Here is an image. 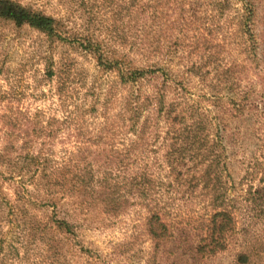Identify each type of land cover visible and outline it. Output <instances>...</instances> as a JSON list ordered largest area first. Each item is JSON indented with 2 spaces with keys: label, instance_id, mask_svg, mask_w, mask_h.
<instances>
[{
  "label": "trees",
  "instance_id": "16d2710c",
  "mask_svg": "<svg viewBox=\"0 0 264 264\" xmlns=\"http://www.w3.org/2000/svg\"><path fill=\"white\" fill-rule=\"evenodd\" d=\"M232 1L241 4L239 16L248 46L252 47L256 42L252 29L254 0H196L195 5L183 0H132L126 15L124 7L112 11L107 40L83 27L73 29L69 25L73 10L64 0L59 1L60 11L51 14L20 0H0V23L10 24L15 31H36L47 42L40 51L41 67L35 78L52 82L57 77L51 90L66 112L56 117L45 116L40 109L27 110L16 121L11 115L1 116L6 120L0 138V207H7L3 220L10 222L7 216L28 212L25 205L29 203L54 207L51 223L40 227L35 222L32 229L37 233L52 228L69 237L75 254L84 250L75 245L77 233L70 222L79 211L76 207H97L108 215H117L120 207L129 205L147 207L146 230L155 240L152 255L161 248L167 264H183L182 260L184 264H196L215 240L225 237L226 231L233 234L236 222L231 212L216 209L202 220L205 234L191 238L189 230L195 228L191 220L173 208L188 207L197 189L204 191L203 207L237 204L234 195L226 203L222 199L224 114L212 111L209 104L215 98L203 91L208 86L213 54L207 48L186 51L181 45V32L190 28L198 14L215 17ZM107 3L110 6L112 2ZM79 5V13L88 14L94 23L98 12L93 11L92 0L80 1ZM127 39L129 49L123 51ZM59 42L77 43L96 66H101L100 71L116 75L118 86H98L99 92L92 93L91 102L75 98L70 86L73 79L58 75L66 68L60 70L50 49ZM119 86L126 90L124 94L116 90ZM258 103H248L247 116L254 113ZM243 104L240 100L236 111L241 113ZM115 107L117 110L111 113ZM86 114L92 115L90 122L85 121ZM63 128L76 144L57 160L49 141L57 139ZM4 181L13 185V199L3 190ZM233 186L231 180L230 188ZM241 202L264 213V184L245 189ZM70 205L73 209L62 217L55 215L56 207ZM27 219L23 218L21 225ZM249 256V251L241 250L234 259L246 264Z\"/></svg>",
  "mask_w": 264,
  "mask_h": 264
},
{
  "label": "rangeland",
  "instance_id": "374dc122",
  "mask_svg": "<svg viewBox=\"0 0 264 264\" xmlns=\"http://www.w3.org/2000/svg\"><path fill=\"white\" fill-rule=\"evenodd\" d=\"M20 1L50 14L58 13L61 9L60 0ZM64 1L73 10L69 13L71 23L67 21L73 29L83 27L107 40V24L114 15L112 11L124 7L123 13L126 15L132 0H92L93 11L98 12L94 23L88 14L78 11L82 8L79 4L83 0ZM108 1L112 2L110 6ZM183 3L195 5L196 0H183ZM254 4L256 16L252 29L256 42L252 47L248 46L239 16L240 2L232 1L224 12L212 18L204 12L198 14L194 23L189 24L190 28L181 32V45L186 51L194 48L203 51L207 48L213 54L209 64L208 86L203 91L207 92L209 98H215V102L209 104L212 111L216 113L219 110L225 118L222 121L219 118L221 115L218 116L226 127L222 162L225 193L222 199L226 203L234 195L237 201L235 207H203L204 191L200 193L197 189L188 207H173L177 208L181 217L191 220L189 222L195 228L189 230V237L194 239L205 234L202 220L216 209L230 211L236 222L235 232L230 234L226 231L224 238L215 240L210 251L204 253L196 264H238L234 259L235 253L241 250L249 251L246 264H264V213H259L257 207H246L247 204L241 202L245 189L264 184V0H254ZM97 5H100L98 9ZM128 39L122 45L126 49L123 51L129 49ZM46 45L47 42L36 31L27 28L15 31L10 24L0 23V138L6 121L1 118L4 113L11 115L15 121L21 119L27 110L40 109L45 116L61 117L66 114L51 90L57 84V77L52 82L35 78L41 67L40 51ZM50 49L60 70L66 68L58 75L73 79L70 86L75 98H85L91 102L93 95L99 92L98 86L100 89H106L110 83L118 86L116 75L100 71L101 66H96L92 56L81 50L77 43L59 42ZM116 90L123 94L126 91L120 86ZM199 92L202 94V90ZM240 100L244 102L241 113L236 111ZM253 100L259 101L258 110L247 116L249 112L246 106ZM116 110L117 107L112 108L111 113ZM86 117L85 121L90 122L88 119L92 115L86 114ZM49 142L59 160L65 156L66 150L75 147L76 139L63 128L58 138ZM0 143L3 141L0 140ZM15 144L18 146L20 143L17 141ZM231 180L234 183L232 188ZM3 190L9 198H14L13 185L9 181L3 182ZM211 200L208 198L209 202ZM25 207L28 212L18 217L7 216L11 218L10 222L3 220L7 207H0V264H167L161 248L152 255L155 240L146 230L144 216L147 207H120L122 211L117 215H108V212L103 213L97 207L87 210L76 207L79 211L70 217V222L75 225L77 233L74 243L77 248L84 247V250L75 254H72L69 237L52 228L37 233L32 229L37 224H41L40 227L50 224L49 217L54 207L37 203H29ZM71 209V205L58 206L55 215L62 217ZM23 218H28L24 226L21 225ZM28 222H32V226ZM23 233L28 235L23 236ZM182 262L184 264V260Z\"/></svg>",
  "mask_w": 264,
  "mask_h": 264
}]
</instances>
